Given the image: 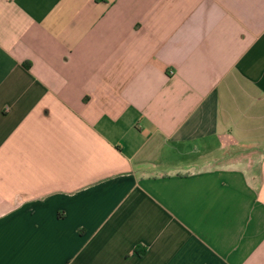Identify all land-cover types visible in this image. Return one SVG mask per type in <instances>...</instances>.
<instances>
[{"label":"crops","instance_id":"1","mask_svg":"<svg viewBox=\"0 0 264 264\" xmlns=\"http://www.w3.org/2000/svg\"><path fill=\"white\" fill-rule=\"evenodd\" d=\"M0 264H264V0H0Z\"/></svg>","mask_w":264,"mask_h":264},{"label":"trees","instance_id":"2","mask_svg":"<svg viewBox=\"0 0 264 264\" xmlns=\"http://www.w3.org/2000/svg\"><path fill=\"white\" fill-rule=\"evenodd\" d=\"M138 249V248H137Z\"/></svg>","mask_w":264,"mask_h":264}]
</instances>
